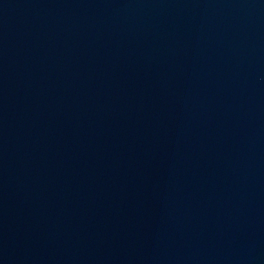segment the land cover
<instances>
[{
  "label": "water",
  "instance_id": "water-1",
  "mask_svg": "<svg viewBox=\"0 0 264 264\" xmlns=\"http://www.w3.org/2000/svg\"><path fill=\"white\" fill-rule=\"evenodd\" d=\"M0 264H264V0H0Z\"/></svg>",
  "mask_w": 264,
  "mask_h": 264
}]
</instances>
